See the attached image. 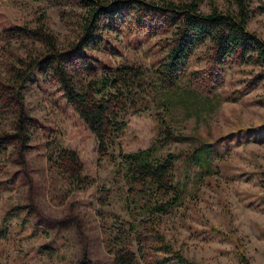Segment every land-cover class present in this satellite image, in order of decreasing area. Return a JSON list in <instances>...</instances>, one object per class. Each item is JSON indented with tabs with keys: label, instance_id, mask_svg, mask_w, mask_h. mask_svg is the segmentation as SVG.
I'll return each instance as SVG.
<instances>
[{
	"label": "rangeland",
	"instance_id": "obj_1",
	"mask_svg": "<svg viewBox=\"0 0 264 264\" xmlns=\"http://www.w3.org/2000/svg\"><path fill=\"white\" fill-rule=\"evenodd\" d=\"M263 3L251 1L247 28L264 40ZM199 8L207 11L208 0H202ZM77 13L75 7L51 0H0V74H5L8 63L38 45L26 37H6L9 30L34 26L41 19L64 47L75 35ZM163 36L135 29L130 19H117L103 31L98 49L81 54L91 57L92 72L98 75L103 73L101 67L124 63L140 64L149 73L165 52ZM207 46H198L187 57L180 86L218 92L219 106L198 123L183 119L178 109L173 112L167 124L186 138L169 141L160 152L186 149L197 143L191 137L197 134L211 146L214 172L188 189L180 207L155 216V226L174 248L198 264H237V248L252 264H264V78L260 66L241 62L235 55L209 73ZM80 62L72 61L79 70L77 77L87 79ZM204 79H210L209 87L202 86ZM21 91L23 112L35 126L27 144L10 145L0 153V264H72L82 247L92 259L108 260L106 234L116 229L127 232L128 222L141 221L143 215L137 214L135 204H123L129 196L119 187L121 182L115 183L108 155L97 152L93 135L66 104L59 84L35 71ZM148 104L142 111L127 110L113 152L144 149L159 138L158 121L164 113ZM10 122V112L1 111L2 134L11 131ZM56 142L77 153L82 173L89 179L86 187H67L62 176L48 170L47 147ZM180 159L174 173L179 178L183 177ZM137 225L136 229L151 234L142 228L144 223ZM129 246L135 250V240Z\"/></svg>",
	"mask_w": 264,
	"mask_h": 264
},
{
	"label": "trees",
	"instance_id": "obj_2",
	"mask_svg": "<svg viewBox=\"0 0 264 264\" xmlns=\"http://www.w3.org/2000/svg\"><path fill=\"white\" fill-rule=\"evenodd\" d=\"M51 1L58 6L69 4L78 9L75 35L61 47L41 19L34 26L24 24L9 30L6 37H26L38 45L28 48L25 56L15 63H8L5 74H0V112L9 111L11 115V131L3 134V129L0 131V153L6 151L7 146L15 148L20 142L27 144L30 140V130L35 124L23 112L21 88L35 71L48 75L59 84L66 104L93 135L97 152L108 155L115 183L121 182L119 187L129 196V200H122L123 204H135L137 214L143 215L141 221L128 222L127 232L116 229L106 234L104 245L110 255L108 260H94L82 247L72 264H198L157 231L155 216L180 207L188 189L199 186L203 178L213 174L214 154L210 144L200 140L197 134L191 136L197 143L192 142L186 149L160 152L169 141L180 142L186 138L173 132L166 118L178 109L183 119L193 118L198 123L219 106L218 92L208 89L209 92L202 93L191 86H180L187 57L200 45L208 44L212 61L209 57V73L214 68L218 71L216 68L223 65L224 59L235 55L241 62L260 66L264 78V40L247 28L253 11L252 0H222L221 5L216 0H208L207 11L199 8L202 0ZM262 5L264 10V3ZM117 19L122 22L130 19L135 29L164 34L160 42L165 52L149 73L140 64L124 63L101 67L103 73L98 75L92 72L95 66L89 61L91 57L81 54L86 49H98L103 43V31L112 28ZM74 60L81 61L80 66L89 79L77 77L79 70L72 63ZM203 81L204 88L211 84L210 79ZM148 103L164 113L158 121L159 138L144 149L113 152L125 126L127 110L142 111L149 107ZM180 157L181 178L174 174ZM20 159L24 163V155ZM46 162L48 170L62 176L67 187L87 186L89 179L82 173L74 150L56 142L47 147ZM145 222H149L147 226ZM137 223H144L142 228H148L151 234L145 233V229H136ZM131 240L136 242L135 250L129 246ZM237 252V264H252L240 248Z\"/></svg>",
	"mask_w": 264,
	"mask_h": 264
}]
</instances>
